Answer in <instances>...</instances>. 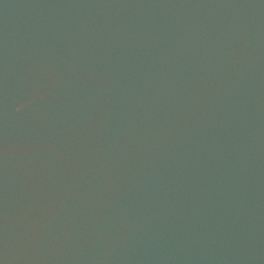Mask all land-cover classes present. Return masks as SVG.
Segmentation results:
<instances>
[{"label":"water","instance_id":"1","mask_svg":"<svg viewBox=\"0 0 264 264\" xmlns=\"http://www.w3.org/2000/svg\"><path fill=\"white\" fill-rule=\"evenodd\" d=\"M0 264H264V0H0Z\"/></svg>","mask_w":264,"mask_h":264}]
</instances>
